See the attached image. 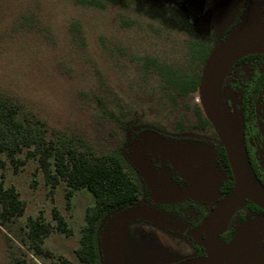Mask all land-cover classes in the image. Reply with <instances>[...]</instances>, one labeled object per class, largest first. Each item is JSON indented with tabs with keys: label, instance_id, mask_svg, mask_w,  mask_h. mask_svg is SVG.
Wrapping results in <instances>:
<instances>
[{
	"label": "rangeland",
	"instance_id": "1",
	"mask_svg": "<svg viewBox=\"0 0 264 264\" xmlns=\"http://www.w3.org/2000/svg\"><path fill=\"white\" fill-rule=\"evenodd\" d=\"M245 1L0 0V97L22 106L20 119L45 122L49 137L62 132L81 138L97 154L128 146L138 129L173 127L181 119L186 134L198 133L195 99L163 93L139 60L190 72L189 41L201 37L204 47H213L234 26ZM157 137L142 134L132 159L149 161ZM192 147L199 156L210 152L202 145ZM19 159L22 165L0 156V183L15 187L26 206L22 217L0 223V264H82L75 252L93 196L77 191L68 205L63 183L52 189L37 159L25 153ZM54 211L63 216L71 236L56 229ZM38 217L53 226L44 244L51 258L36 256L29 246L27 224ZM142 218L177 228L149 208L114 214L100 239L104 264H172L191 255L177 236L161 228L115 232Z\"/></svg>",
	"mask_w": 264,
	"mask_h": 264
},
{
	"label": "flooded vegetation",
	"instance_id": "2",
	"mask_svg": "<svg viewBox=\"0 0 264 264\" xmlns=\"http://www.w3.org/2000/svg\"><path fill=\"white\" fill-rule=\"evenodd\" d=\"M242 8L231 30L224 34L213 47H206L210 50L209 56L217 46L228 39L230 32L243 22V19L250 9L254 11L258 8L260 11V19H264V0H247ZM203 41L205 40L201 37L189 41L187 44V53L189 51V45L192 42H198L203 45ZM204 67L201 72V77ZM200 102L199 89V95L195 99L194 106L197 103L201 106ZM218 103L226 121L244 146L252 171L260 186L264 189V54H253L243 57L228 69L218 89ZM188 107L190 108L189 105ZM203 114L208 121L204 111ZM184 120L181 119L173 127L165 128L160 125L158 127L138 129L132 132L130 143L126 146L127 155L144 187V195L135 206L114 213H125L136 209L149 208L177 225L176 229L161 228L158 224L154 223V219L151 220V223H148L145 218H142L132 223L122 224L115 229V232L121 231L123 234L133 226L150 227L153 233L154 230L161 228L170 235L177 236L183 245L190 249L191 255L189 257L180 256L178 258L179 260L172 264H183L195 258L206 257L205 233L207 223L215 210L229 200L235 189V180L224 145L213 125L208 121L209 126H202L196 117L194 130H198V133L186 134ZM181 121L182 126L180 125ZM146 132L154 133L169 141L187 146L197 144L208 147L210 152L207 156H199L197 153L191 156L189 160L197 171L210 177L216 190L199 199L187 198L172 203L157 199L149 188L145 178L142 176L141 171L132 162V147L137 139ZM222 149L225 152L229 169L222 159ZM149 157L150 160L146 161V163L150 165L151 170L157 177L167 178L173 187L181 190L194 188L192 181L184 177L179 172V169L158 150L150 153ZM114 214L110 216L104 228L107 227L109 220ZM249 226L258 228L251 235L253 244L258 249H264V209L249 199L244 200L239 207L218 221L214 232L215 243H221L227 246L231 245L241 232ZM152 259L154 260V257ZM233 264L247 263L245 257L241 255Z\"/></svg>",
	"mask_w": 264,
	"mask_h": 264
},
{
	"label": "trees",
	"instance_id": "3",
	"mask_svg": "<svg viewBox=\"0 0 264 264\" xmlns=\"http://www.w3.org/2000/svg\"><path fill=\"white\" fill-rule=\"evenodd\" d=\"M209 54L210 50L204 45L192 42L188 51L190 72H183L153 59L139 61L145 74H152L159 81L163 93L173 98L196 99L201 72ZM21 110L19 103L0 97V156H5L15 165L24 163L19 159L23 153L27 158L37 159L52 189L61 183L65 185L68 205L77 191L86 190L93 196V204L85 211V223L75 253L82 264H104L100 239L108 219L116 212L135 206L144 195V187L129 161L127 148L121 146L108 153L97 154L81 138L62 132H54L49 137L45 122L31 116L20 119ZM194 113L202 126L210 125L198 103L194 106ZM222 159L229 169L223 149ZM25 208L17 189L0 183V223L5 225L22 217ZM54 221L60 233L68 237L73 234L57 211H54ZM27 228V238L33 253L51 258L52 253L44 244L53 226L38 217L29 219ZM63 264H67L66 260H63Z\"/></svg>",
	"mask_w": 264,
	"mask_h": 264
},
{
	"label": "water",
	"instance_id": "4",
	"mask_svg": "<svg viewBox=\"0 0 264 264\" xmlns=\"http://www.w3.org/2000/svg\"><path fill=\"white\" fill-rule=\"evenodd\" d=\"M253 54H264V21L260 19L258 8L226 41L213 50L201 77V107L224 145L235 180V189L229 200L215 210L207 223L206 257L195 258L183 264H233L241 255L245 257L247 264H264V249L255 247L251 239V235L258 229L255 226L243 230L231 245L215 243L214 240L218 221L239 207L244 200L249 199L264 209V189L252 171L244 146L226 121L218 103V89L228 69L241 58ZM155 147L194 184V188L188 190L173 187L167 178L157 177L146 162L132 159L157 199L167 203L187 198L199 199L216 190L210 177L197 171L191 164L189 159L197 154L194 147L159 136L155 139Z\"/></svg>",
	"mask_w": 264,
	"mask_h": 264
}]
</instances>
